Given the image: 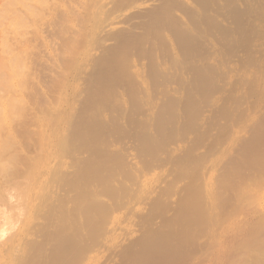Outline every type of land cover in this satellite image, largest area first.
Wrapping results in <instances>:
<instances>
[{
	"label": "rangeland",
	"instance_id": "1",
	"mask_svg": "<svg viewBox=\"0 0 264 264\" xmlns=\"http://www.w3.org/2000/svg\"><path fill=\"white\" fill-rule=\"evenodd\" d=\"M202 1L0 0V264H122L189 211L233 264L264 227V0Z\"/></svg>",
	"mask_w": 264,
	"mask_h": 264
},
{
	"label": "bare ground",
	"instance_id": "2",
	"mask_svg": "<svg viewBox=\"0 0 264 264\" xmlns=\"http://www.w3.org/2000/svg\"><path fill=\"white\" fill-rule=\"evenodd\" d=\"M204 1V0H203ZM202 1V2H203ZM210 1V0H209ZM209 1H207V3L209 2ZM236 1V0H235ZM233 1L231 0V3H232ZM217 4V3H216ZM236 4V3H235ZM253 4V3H252ZM259 4V3H258ZM256 6V5H255ZM218 7V6H217ZM253 8H255L254 7V5H253ZM258 8H260L261 9V6L259 7H257V9L255 10H253L252 11V13L254 12V11H259L260 9H258ZM252 9V8H251ZM246 10V9H245ZM250 10V9H249ZM262 10V9H261ZM240 11V10H239ZM242 11V10H241ZM240 11V12H241ZM247 11V10H246ZM251 11V10H250ZM239 12V13H240ZM255 12V14H258V13H256ZM242 13V12H241ZM243 13H245V11H243ZM262 12H259V16L260 17H264V16H261L262 14H261ZM238 14V13H237ZM261 14V15H260ZM245 15H247V13L245 14ZM257 15V18H255V20H257L258 18H259V16ZM240 16H241V18H242V20H243V17H244V15H243V17H242V15H240L239 14V16H236V24H238L239 23V20H238V18H240ZM253 16H254V14H253ZM207 19L209 20V18L207 17ZM206 19V20H207ZM242 20H241V22H242ZM238 21V22H237ZM244 21V20H243ZM253 21V20H252ZM258 21H259V19H258ZM241 22L239 23V25L241 24ZM261 22V21H260ZM245 23V22H244ZM247 23V22H246ZM251 23V22H250ZM243 24V23H242ZM241 24V25H242ZM255 25V24H254ZM237 25H235V27H236ZM239 27V26H238ZM244 27H246V26H244ZM248 28H249V24H248ZM258 28H259V26H258ZM240 29H242L241 28V26L239 27V30ZM237 30H238V28H237ZM237 30H235V28H234V32L235 31H237ZM246 30V29H245ZM247 31V30H246ZM257 31V30H256ZM256 31H254V32H256ZM229 32H231V31H229ZM234 32L232 33H229V34H231V37L230 38H233L232 37V34H234ZM249 33H250V31H248ZM252 32V31H251ZM253 32V33H254ZM237 32H235V34H236ZM238 33H239V31H238ZM224 34V33H223ZM234 34V35H235ZM240 34V33H239ZM239 34H237V35H239ZM251 35H252V33H250ZM241 36H242V33L240 34ZM246 35H244L243 37L246 39V37H245ZM248 36H249V34H248ZM255 37V36H254ZM184 39V38H183ZM234 39V38H233ZM239 39H240V36H239ZM247 39H248V37H247ZM246 39V40H247ZM251 38L249 37V39H248V41H252V40H250ZM254 39V38H253ZM185 40V39H184ZM242 40V44H243V38L242 39H240V41ZM222 41H224V40H222ZM187 42L188 41H186L185 42V44H187ZM190 42V41H189ZM188 42V43H189ZM253 42V41H252ZM222 43V42H221ZM224 43V42H223ZM226 43V42H225ZM239 43V42H238ZM247 43V42H246ZM189 44H191V43H189ZM227 44V43H226ZM225 44V45H226ZM183 45H184V43H183ZM198 45V44H197ZM245 45V44H244ZM253 45V43H251V45L249 44L248 46H252ZM228 46L229 45H227V47H224V48H227V49H229L228 48ZM198 47V46H197ZM201 47V46H200ZM230 47V46H229ZM189 49V48H188ZM192 48H190L189 50H191ZM201 49V48H200ZM243 50H245V48L243 47L242 48ZM187 51V52H189L188 50H187V48L185 47L184 48V51ZM205 50V49H204ZM230 50V49H229ZM247 51H249V50H247ZM187 52H184V54L186 53V55L184 56L185 58H187L189 55V53L191 52H189L188 54H187ZM194 54H196V53H194ZM194 54H192L193 55V57H194ZM206 53H204V55L202 54L201 55V52H200V54L198 53V55H200V56H202V57H200L201 58V60L203 59V57L204 58H206V57H208L207 55H205ZM191 55V56H192ZM197 54H196V56H198ZM190 57V56H189ZM188 57V58H189ZM194 58H196V57H194ZM153 59V57L151 58V60ZM153 61H157L156 59H153ZM194 61V60H193ZM158 62V61H157ZM187 62H189V60H187ZM203 62V61H202ZM153 63V62H152ZM196 64H199L200 62L199 61H197V62H195ZM154 64V63H153ZM155 64H158V65H160L159 63H155ZM154 64V65H155ZM205 64V63H204ZM157 66V65H156ZM113 67V66H112ZM109 68V71L110 72H112V68L111 67H108ZM112 69V70H111ZM220 69V68H219ZM218 69V70H219ZM160 72H161V70H159ZM204 71V70H203ZM206 71V70H205ZM155 71L153 70L152 72H151V74L152 73H154ZM200 72H202V71H200ZM200 72L198 73L199 75H207V74H204V73H207V71L206 72H202L201 74H200ZM214 72H217L216 70L214 71ZM157 73V72H156ZM211 73H213V71H211ZM210 73V74H211ZM219 73H220V71H219ZM226 73V72H225ZM153 75H156L155 73L153 74ZM165 75V74H164ZM177 75V74H176ZM209 75V74H208ZM214 75V74H213ZM217 75H218V72H217ZM220 75H222V73L220 74ZM224 75V74H223ZM226 75V74H225ZM263 98L264 97H262V100H263ZM262 102V101H261ZM263 102H264V100H263ZM264 117V116H263ZM260 123V125H259V128H260V131L262 132L263 131V133H261V137H260V141L263 143V145H264V119H261V121L259 122ZM256 127H257V125H256ZM255 130V129H254ZM259 130V129H258ZM258 130H256L257 132H259ZM256 131H254V132H256ZM255 134V133H254ZM257 136V135H256ZM256 138H258V137H255V138H253V139H255L256 140ZM254 145H255V143H254ZM253 145H251V147H252ZM248 148V147H247ZM255 148V147H254ZM254 148H253V150H254ZM256 149V148H255ZM260 148H258L257 150H256V153H257V151L259 150ZM252 150V149H251ZM261 150V149H260ZM259 150V151H260ZM245 151V150H244ZM253 153V154H252ZM255 153V150H254V152H251V156L252 155H255L256 156V153ZM259 154V155H258ZM250 156V155H249ZM254 157V156H253ZM257 157H258V159L260 158V160L261 161H263L264 160V149H263V151H262V153L260 152V153H257ZM254 158H256V157H254ZM252 160V159H251ZM254 161V159L252 160V163H254V165L256 164V162H258V161H256V162H253ZM245 163V162H244ZM259 164L257 163V165H255L256 167L258 166ZM251 166H253V165H251ZM260 166V165H259ZM258 166V167H259ZM243 167H244V165H243ZM255 167V168H256ZM257 167V168H258ZM250 169H251V167H249ZM260 168V167H259ZM262 168V167H261ZM244 169V168H243ZM263 170H264V167L262 168ZM253 170H255V169H253ZM252 170V172H254ZM251 171V170H250ZM262 171H261V173L259 174V177L257 176V178H258V180H260L261 182H262V180L264 181V179H261V178H264V176L262 175ZM262 176V177H261ZM238 200H240V198H237ZM203 200V199H202ZM201 200V201H202ZM200 201V202H201ZM204 201V202H203ZM202 202H203V206L204 205H206L205 204V200H203ZM234 201V200H233ZM193 202H195V201H193ZM197 203H198V199H197V201H196ZM200 202H199V206L201 207V205H200ZM206 203H207V201H206ZM234 204L236 203L235 201L233 202ZM238 203H240V204H238L239 205V207H240V205H241V201H238ZM253 203V202H252ZM195 204V203H194ZM209 206V205H208ZM236 207L235 205H233V204H231V207ZM246 206H249V204L248 205H246ZM245 206V207H246ZM252 205H250V207H251ZM238 207V206H237ZM238 207V208H239ZM244 207V208H245ZM253 207V206H252ZM251 207V208H252ZM203 208H205V206L203 207ZM230 207H228L227 209H229ZM244 208H242L241 207V209H244ZM206 209H207V205H206ZM205 209V212L207 211V210H209V208L206 210ZM247 209V208H246ZM248 209H249V207H248ZM247 209V210H248ZM232 211L233 210H235V209H231ZM200 211V208H199V210H198V212ZM203 211V210H202ZM224 211H226V208H225V210H223V212ZM229 211V210H228ZM228 211H227V214H229L228 213ZM232 211H231V213H232ZM252 211H254V210H251L250 212H252ZM195 211H193V212H191V211H189V212H187L186 214H184V216H181V215H179V216H181V217H179L180 219H179V221L176 223V222H171V223H166L163 227H162V229L161 230H159V231H157V232H155V233H150V234H147L144 238H142V239H139V240H136V243L134 242V246H135V244H137L136 245V247L135 248H137V246H138V248L137 249H134V248H132V249H130L128 252H126V254L128 253V255H126L125 253V255H126V257H123V259H125V262H124V260H123V263H125V264H206L208 261H209V255H210V257H212L211 255L212 254H210V252L208 251H206V248L208 247L207 246V244L205 243V239H204V233H203V227L201 228V221H200V216L199 215H197V214H195L194 213ZM201 212V211H200ZM205 212H203V213H205ZM210 212H213L212 210L210 211ZM209 212V213H210ZM223 212H221L222 214H224ZM236 212V213H235ZM207 213H208V211H207ZM230 213V214H231ZM234 213V215L235 216H232V218L233 217H236L235 218V221H233V224L234 225H232V227H234V226H236L237 224H239V221H240V217H243V216H245L246 215V217L248 216L249 217V214L247 213V212H245V211H243V210H241V213H240V211H237V208H236V211H234L233 212ZM233 213H232V215H233ZM238 213H240V214H238ZM253 213V212H252ZM206 214V213H205ZM222 214H221V216H222ZM227 214H225L226 215V217H230V214H229V216L227 215ZM212 215H214V214H212ZM224 215V216H225ZM251 215V214H250ZM203 216H204V214H203ZM206 216V218H207V214L205 215ZM215 216V215H214ZM240 216V217H239ZM216 217V216H215ZM215 217H214V220H215ZM206 218H205V220H206ZM212 218H213V216H211V220H212ZM223 218V217H222ZM232 218H230V220L232 219ZM244 218V217H243ZM178 218H176V220H177ZM227 219V218H226ZM225 219V220H226ZM229 219V218H228ZM227 219V220H228ZM209 220V219H208ZM207 220V221H208ZM213 220V221H214ZM222 220L223 219H221V222H222ZM229 220V221H230ZM247 220V219H246ZM210 221V220H209ZM250 221V220H249ZM228 221H224V224L225 223H227ZM223 224V225H224ZM261 225H264V221H263V224H261ZM203 226H204V224H203ZM208 226V225H207ZM217 227V226H216ZM215 227V228H216ZM231 227V228H232ZM209 228V227H208ZM213 228V227H212ZM214 228V229H215ZM220 228V227H219ZM225 228V227H224ZM211 229V228H210ZM218 231L220 230V229H217ZM207 231V230H206ZM211 231V230H210ZM205 232V231H204ZM215 232H216V230H215ZM220 232V231H219ZM228 232H230V231H228ZM210 232H208V234H209ZM228 234V233H227ZM205 235L207 236V233H205ZM209 236H210V234H209ZM215 236H216V234H215ZM207 239V238H206ZM211 238H208V240H210ZM238 239V238H237ZM205 240V241H204ZM207 240V241H208ZM206 241V242H207ZM211 242V241H210ZM242 244H243V242H241ZM246 243H248V242H246ZM241 244V245H242ZM252 248H255V249H252ZM211 249V248H210ZM248 249L250 250V249H252V251L253 250H255V252H257L258 250V252H264V227H262V226H258V228H257V231H256V233H255V235H254V237L252 238V241L249 243V246L248 245H245V247L243 246H240V248H238L237 250H236V252L234 253V256H233V259H232V263L233 264H245V262L248 260H246V258H249L250 256L248 255ZM215 250V249H214ZM211 251V250H210ZM204 252H206V254L204 253ZM257 252V253H258ZM215 253V252H214ZM124 255V256H125ZM194 255H197V256H194ZM217 255V254H216ZM253 256H255V255H253ZM257 256H255L254 258H256ZM251 258V257H250ZM249 258V259H250ZM253 258V259H254ZM251 260V259H250ZM249 260V261H250ZM216 262H217V259L215 260ZM248 261V262H249ZM58 262H61V261H58ZM215 262V263H216ZM122 263V264H123ZM54 264H58L57 262H55L54 261ZM60 264V263H59ZM62 264V263H61ZM121 264V263H120ZM231 264V263H230ZM246 264H249V263H246Z\"/></svg>",
	"mask_w": 264,
	"mask_h": 264
}]
</instances>
